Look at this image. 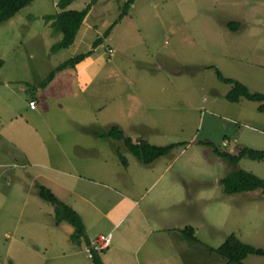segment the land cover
Segmentation results:
<instances>
[{
  "label": "rangeland",
  "instance_id": "obj_1",
  "mask_svg": "<svg viewBox=\"0 0 264 264\" xmlns=\"http://www.w3.org/2000/svg\"><path fill=\"white\" fill-rule=\"evenodd\" d=\"M56 1L31 0L0 21V157L13 166L8 174L29 160L17 166L19 179H0V264H93L87 239H73V224L38 195V183L79 212L90 241L110 233L109 247L97 249L105 264H158L147 255L156 245L160 264H223L211 247L231 233L264 248V189L227 193L220 181L239 168L264 178V158L231 162L215 151L264 149L261 101L228 100L231 83L217 76L264 93V0H134L109 33L126 0H97L73 42L53 49L62 34L44 14L59 10ZM96 37L106 60L97 94L80 91L88 54L36 94L46 122L29 127L37 139H13L30 92L46 86L41 81L58 62L91 50ZM111 124L134 141L179 143L143 164L124 139L97 134ZM243 262L264 264V254Z\"/></svg>",
  "mask_w": 264,
  "mask_h": 264
},
{
  "label": "trees",
  "instance_id": "obj_2",
  "mask_svg": "<svg viewBox=\"0 0 264 264\" xmlns=\"http://www.w3.org/2000/svg\"><path fill=\"white\" fill-rule=\"evenodd\" d=\"M31 0H0V21L14 15L19 9L24 5L29 3ZM72 0H57L56 5L59 8L57 12L44 14V17L51 20L50 24L53 26L55 31L61 32L62 37L59 41L52 45L53 49L59 47H65L73 42L74 37L80 27V24L86 17L89 9L97 0H90L84 7L68 8L67 5ZM134 0H126L124 3L125 8L121 12L120 16L113 20L111 26L108 28V33L110 28L117 23V21L127 14L129 5ZM233 29H236L238 24L233 21H227ZM107 33V34H108ZM101 39L96 37L92 42V47L96 46ZM109 47V46H108ZM91 50H87L76 54L68 59L58 62L42 79V84H47L55 75V73L61 69L66 68L69 65H74L80 59H83L88 55ZM217 76L226 82L231 83V87L227 90L224 96L230 101H238L242 97L261 101L257 108L259 110H264V93L260 91H251L248 87L239 81L238 79L224 76L220 71H217ZM98 132V131H97ZM96 132V133H97ZM99 136H108L112 138H122L126 144L127 149L143 164H149L156 158L167 154L175 145L179 142H170L167 144H154L147 139L131 140V138L124 134L122 128L117 124H111L107 130L97 133ZM217 154L231 162H237L241 157L247 156L252 159H262L264 158V149L253 148L244 144L236 145L233 151H228L215 147ZM123 164H127V160L122 156ZM223 184V190L227 193L239 192L253 190L256 188L264 189V178L257 176L251 171L239 168L235 169L229 173H226L220 178ZM37 193L42 198L51 201L55 206V213L59 216H64L68 219L74 226V231L72 233L73 239L79 236H84L87 241L88 238L85 233V225L81 218V215L77 210L66 202L58 199L50 187L39 184L37 185ZM61 208L64 211L61 213ZM186 237L193 239L194 233L191 226L186 227ZM89 243V241H88ZM90 244V243H89ZM219 255L225 259L224 264H246L243 259L250 253L254 254H264V248L254 246L251 243L244 242L239 239L234 233L226 236V238L216 247H211ZM92 262L93 264H103L102 257L97 253V249L90 247Z\"/></svg>",
  "mask_w": 264,
  "mask_h": 264
},
{
  "label": "crops",
  "instance_id": "obj_3",
  "mask_svg": "<svg viewBox=\"0 0 264 264\" xmlns=\"http://www.w3.org/2000/svg\"><path fill=\"white\" fill-rule=\"evenodd\" d=\"M91 8H92V6H91ZM91 8L89 10H91ZM96 46L92 47L91 52L88 55V57H90V60L86 63V65L84 67L85 70H82L81 71V72H83V82H82V85H80V91H81L82 95H85L88 98L91 97V92H95L97 94V80H99V77H101L100 74L103 71V66H104V63L106 61V60L104 61V59H103V52L102 53H97V50L98 49L96 48ZM112 51H113L112 48H111V51H108V52L105 51L106 52V55H108L107 57L110 56V54L112 53ZM61 71H62V69H61ZM59 72H60V70L55 73L54 77L46 84V86L39 87L38 90L35 89V90L31 91V92L29 91L30 94L27 97V102L31 98L35 99L36 104H35L34 107H32V108L29 107V105H28L27 102H26V104L25 103H22L21 107H22V110L25 113V115H27V118H24L22 120V123L23 124H20V127L18 126V131H17V133L14 134L15 136L13 137V139L17 140L19 143L21 142V138H22L21 135H23V134H25L27 136H30V137H34V138L37 139V137H38L37 134L34 132V130H33V133H32V131H29L28 130L29 127H32L34 125L38 126L40 124H45L46 122L44 121V116L42 115V113H43V105L39 101V96L36 95V94L40 93L42 95L43 94L45 95L44 92H45L46 88L48 86H52V85L56 84V82H57V76H58ZM78 72H79V70L76 69V73H78ZM87 102L89 104H92L91 105V109L93 110V103L91 102V99L87 100ZM24 126L27 127L26 128V132H23L22 131V129L24 128ZM19 128H20V131H19ZM27 133H30V134H27ZM95 133H96V131H95ZM1 137L4 138L3 135H1ZM1 137H0V140H1ZM12 149L17 150V147L16 146H13ZM3 160H4V162H3ZM20 162H21L20 164L19 163H14L13 165L15 167V170H13V172L11 174H8L7 171L10 170V169H13L12 168L13 166L12 165H7V161L5 159H2L0 157V179H4L5 184H9L13 179L17 180V179H19L22 176V172H17L16 171L17 170V166L18 167H24V164L26 162H29V160L28 159H25V161L20 160ZM33 162L34 163L31 162L32 163L31 165H38L39 164V162H36V161H33ZM41 165H42L43 168H45V167L52 168V169L53 168H56L53 164L51 165V167L48 166V164H45V163H42ZM56 169L57 170H61V166L58 165ZM63 170H65V169H63ZM43 176L46 177L45 174H43ZM37 178H38L37 175H34V176H30L29 177V180H30L31 183L32 182L34 183V182H36ZM41 184H43V183H41ZM125 196L128 199H131V197L129 195H125ZM85 233H86V231H85ZM191 240L194 241V238L191 239ZM88 241L90 243L89 238H88ZM89 243H87V248L88 249L90 248V244ZM191 243H193V242H191ZM109 244L104 249L108 248L109 247ZM125 245H128V243L126 242ZM138 248L139 247H137L136 250ZM121 252H125L126 253V250L124 248H122ZM150 252L152 253L151 255H150ZM161 252H162V254H164L163 251H161L159 245H156L155 248H153V251L147 250V255L148 256L149 255L150 256H153V258L155 259V261H158V264H160L162 262V260L164 259V255L162 256ZM102 260H103V258H102ZM104 262H105V260H103V264H105ZM224 263H225V260H224L223 264Z\"/></svg>",
  "mask_w": 264,
  "mask_h": 264
},
{
  "label": "built area",
  "instance_id": "obj_4",
  "mask_svg": "<svg viewBox=\"0 0 264 264\" xmlns=\"http://www.w3.org/2000/svg\"><path fill=\"white\" fill-rule=\"evenodd\" d=\"M108 51H111V48H107ZM28 105L29 107H33L35 105V100L34 99H29L28 100ZM229 140L227 138H224L222 140V144L226 146L228 144ZM110 242V233L107 234H101L99 235L95 240L90 241V246L95 248V249H103L108 246Z\"/></svg>",
  "mask_w": 264,
  "mask_h": 264
}]
</instances>
